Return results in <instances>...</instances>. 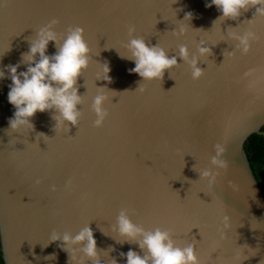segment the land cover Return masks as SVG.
I'll use <instances>...</instances> for the list:
<instances>
[{"label": "water", "instance_id": "95a60500", "mask_svg": "<svg viewBox=\"0 0 264 264\" xmlns=\"http://www.w3.org/2000/svg\"><path fill=\"white\" fill-rule=\"evenodd\" d=\"M210 2L0 0L5 264H127L130 250L147 255L142 237L120 234L122 211L146 231L170 230L179 247L195 245L201 264H264V190L245 147L252 134L264 133V16L252 5L224 18ZM189 12L193 17L186 20ZM53 20L58 40L49 42L47 55L58 53L73 27L85 29L92 48L91 63L76 84L82 115L61 130V114L52 108L30 118L33 129L12 130L16 109L8 101V66L27 71L24 56ZM182 24L188 30L177 35ZM132 26L136 30L129 33ZM249 31L256 39L245 53L238 37ZM134 38L163 48L177 65L154 80L130 71L136 62L126 45ZM182 46L189 49L187 60ZM201 47L210 51L201 54ZM192 60L202 70L199 78ZM104 65L110 79L103 78ZM102 93L108 116L96 127L93 102ZM216 144L224 148V168L212 163ZM205 170H212L214 183L203 178ZM226 215L230 230L223 229ZM85 228L93 231L97 257L84 251L86 240H63ZM54 233L59 240H52Z\"/></svg>", "mask_w": 264, "mask_h": 264}, {"label": "clouds", "instance_id": "9594fccd", "mask_svg": "<svg viewBox=\"0 0 264 264\" xmlns=\"http://www.w3.org/2000/svg\"><path fill=\"white\" fill-rule=\"evenodd\" d=\"M215 5L221 10L224 18H236L241 15V11L252 5H259L257 13L264 16V0H211L208 7ZM193 13L186 14L185 19L191 20ZM58 23L53 20L49 25L39 30V38L35 40L30 48V52L24 56V61L29 62L27 71L19 72V65L8 66L11 73L10 79L12 84L8 93V101L14 106L16 111L10 118V127L12 130H29L34 128L31 117L35 114L52 108L60 112L58 117V127L65 129V121L73 124L79 123L82 113L77 109V105L82 102L79 90L76 88L77 80L91 63L90 52L92 48L85 38V29L83 27L70 28L67 38L64 39L58 53L54 56L47 55V47L50 41L58 40V33L54 26ZM135 27L129 28V33L135 32ZM187 25L182 24L177 35L187 32ZM235 35V33H233ZM241 40L243 51H251V42L256 39V33L247 32L244 36L238 37ZM131 57L135 59L136 67L130 71L138 73L145 80H154L163 78L166 69L177 65L175 57L169 58L166 51L158 46H148L143 38H134L126 45ZM210 49L201 47V54L209 52ZM39 54L40 59L37 61L36 56ZM181 56L187 60L189 49L187 46L180 48ZM194 68L193 76L199 78L202 70L196 67V61L192 60ZM110 72L108 65L102 69L103 78L110 79L107 73ZM100 77L101 73L97 74ZM6 77L4 70L0 69V80ZM140 91L146 89L140 88ZM108 99L106 94H99L93 102V110L97 114L95 126L100 127L104 124L108 112L103 107L105 100ZM47 139V137H45ZM216 155L212 158V163L217 168L227 166L226 161L221 159L224 148L221 144H216ZM203 178L209 179V184L214 183L216 176L212 170H205ZM232 221L230 216H224L223 229H231ZM222 229V231H223ZM119 232L122 236L129 239H140V247L147 248V255L140 256L135 251L130 250L126 253L127 264H201L196 254L195 245L179 247L172 239L170 230L157 228L155 231H146L143 227L135 224L122 211L119 216ZM57 233L52 235V240H59ZM63 240L69 245L87 241L84 251L89 257H97V242L91 228H85L74 238L65 234ZM244 245L243 250L247 248ZM123 255V254H122ZM99 264V260H97ZM113 264H116L114 261Z\"/></svg>", "mask_w": 264, "mask_h": 264}, {"label": "trees", "instance_id": "16d2710c", "mask_svg": "<svg viewBox=\"0 0 264 264\" xmlns=\"http://www.w3.org/2000/svg\"><path fill=\"white\" fill-rule=\"evenodd\" d=\"M264 132V127H263ZM254 173L264 190V133H254L245 144ZM0 264H5L0 240Z\"/></svg>", "mask_w": 264, "mask_h": 264}]
</instances>
